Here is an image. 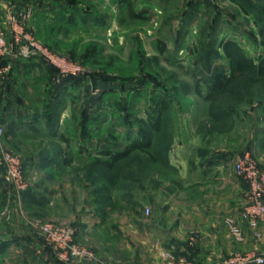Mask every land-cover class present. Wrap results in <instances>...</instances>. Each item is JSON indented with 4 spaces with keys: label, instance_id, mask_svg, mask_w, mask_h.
Wrapping results in <instances>:
<instances>
[{
    "label": "rangeland",
    "instance_id": "obj_1",
    "mask_svg": "<svg viewBox=\"0 0 264 264\" xmlns=\"http://www.w3.org/2000/svg\"><path fill=\"white\" fill-rule=\"evenodd\" d=\"M21 2L36 7L16 12L24 30L55 53L74 57L87 72L68 91L67 86L60 85L63 80L58 72L41 57L16 55L18 45L10 22L12 11L17 9L9 2L0 6V33L6 36L15 55L1 62L10 71L0 77V121L4 125L0 153L4 148L20 157L26 178L31 177L32 190L18 192L0 167V227L15 226L16 217L27 218L34 244L49 257L43 258L33 248L14 242L8 256L2 249L0 264H103L107 259L121 264L131 254L144 264L157 260L170 264L165 253L173 254V250L166 248L159 253L158 241L149 232L143 247L129 251L123 245L131 243L128 229L132 224L143 220L149 230L158 222L155 215L170 208L173 187L179 185L181 177L173 164L177 145L184 148L188 172L192 173L189 180L201 178L198 163L206 161L205 154L220 161L222 171L213 173L214 182L209 187L212 198L223 193L219 179H228L233 172L239 187L228 186L226 195L239 196L236 209L238 213L244 211L249 186L236 176L233 160L248 152L264 172V82L241 78L227 94L219 96L212 113L204 96L217 72L229 74L234 64L240 62L246 67L248 60L264 64V0ZM11 92L29 101L50 129L58 125L60 116H66L65 129L70 138H47L49 133L42 122L36 125V133L26 129L19 134L12 125H5L3 119L10 113L3 105ZM160 111L159 131H154L151 124ZM147 140H151L150 153L134 150L112 170L106 168L112 162L109 154ZM45 147L76 152L60 156L56 152V160L72 162L56 169L62 177L60 211L58 206L53 209L33 202L34 195L46 188L41 184ZM201 194L193 196L201 198ZM147 208L149 214L145 213ZM5 211L9 217L4 216ZM229 211L227 218H233L234 211ZM58 212L70 221L48 220ZM89 214L99 217L100 223H83ZM34 219L72 227L74 241L94 250L97 260H62L32 227ZM159 220L173 228V217ZM153 236L156 238V234ZM10 238L19 241L20 235ZM248 254L237 252L230 260L242 264L251 256Z\"/></svg>",
    "mask_w": 264,
    "mask_h": 264
},
{
    "label": "crops",
    "instance_id": "obj_2",
    "mask_svg": "<svg viewBox=\"0 0 264 264\" xmlns=\"http://www.w3.org/2000/svg\"><path fill=\"white\" fill-rule=\"evenodd\" d=\"M5 2H9L10 6L13 5V7L17 9L14 10L15 12L27 8H31L32 10L36 8L33 7L30 2L23 3L21 0H0V6H4ZM74 86L77 85H68V91ZM13 98L17 99L14 100ZM3 106L5 107L4 109L10 113V116L3 119V121L7 126L12 125L16 133L22 134L30 129L36 133V125L42 122L45 130L48 131L47 134L49 133L47 138L50 137V139H55L61 137V135H64V137H69L70 135V132L65 129L66 116H60L57 128L51 131L49 125H47L45 121H42L43 117L36 114L35 107L30 105L29 101L22 97L18 98L17 95L12 96V92L9 101H6ZM91 125L92 120L89 121L90 129L88 132L90 139L92 138ZM72 134L73 133H71V136ZM53 149L55 148L45 147L42 150L41 161L43 163L42 167L44 173L41 176V184L46 188L42 189L40 195H34L33 202L35 204H40L43 207L53 209L58 206L57 209L60 211L59 204L62 201L60 183L62 177L56 169L62 166H69L72 162L71 160H67L63 163L59 158V160H56V152L59 156L64 155L65 152L68 151L72 152L71 150H73V153L76 152L74 149H67L64 151H54ZM81 150L82 149H80V151ZM88 150L91 152V149L88 148ZM83 151L86 152L85 149ZM206 156L207 154L203 157V160L206 161H203L201 164L198 163V171L201 178L189 180L188 176L192 173L188 172L190 168H188L189 165H187L188 161H185L186 154L184 148L177 145L173 150V164L180 170L181 177L179 178V185L177 184L175 185V188L173 187V202H169L170 208L167 211L164 209L158 212V215H155L158 222H154L149 230H147L143 220L132 224L131 230L128 229L130 231L129 234H132V237L130 238L131 243L128 242L127 245H123L125 250L131 251L139 246L143 247L142 245H144L146 241V232H149L153 239L158 241L156 244H159V247L157 248L159 253L163 250L167 251L165 250L166 248H171L173 250V254L176 258L174 264H185L189 261L194 264H233L230 259L237 252L249 253L248 255H255V253L264 254V219L259 223V231L261 235L260 237H256L253 230L249 227L248 222L243 218V212H237L236 205L238 204L236 201L238 202L240 197L226 195L225 189H227L228 186L236 188L237 185V188L239 187L233 172L230 173L231 175L228 179L225 177L219 179V182H222L221 187H223V196L218 195L217 198L209 196L210 184L214 182L213 173H218L219 170L221 173L222 170L220 169V161L218 158ZM211 158H213V161L209 162V159ZM230 169L233 171L232 168ZM27 177L29 179L31 178L29 175ZM56 183L58 184V190H56ZM180 185L183 188H180ZM205 186L207 188H205ZM198 192L202 193L201 198L200 196H193ZM72 199L73 198H71V200ZM232 202L234 204L233 206L231 205ZM229 208H232L234 211L233 215H231L233 218L231 219L236 221L243 230V241L235 240L229 233V228L226 222L227 219L230 218H227V216L230 215ZM162 217H173V228H168L161 224L159 219ZM48 218V220L60 221L61 223H68L70 221L68 218H62L60 212L57 213V216ZM82 221L86 224H89L90 222L96 224L100 223L99 217H95L93 214H89ZM128 227H130V225H128ZM14 234L20 235V238H18L19 241L10 238L11 236H15ZM155 234L156 238L153 236ZM22 238L25 241H23ZM162 240H164V242H162ZM14 242H18V245L22 244V246L33 248V250L37 251L38 254H41L43 258L47 257V259H49L47 254L43 253L38 244H34L33 231H31V228L28 225L27 218L19 220V218L16 217L15 226L0 227V257H3V255H1L2 249L7 251L4 253L5 256L10 254V244ZM131 255H127L123 258L121 264H129L130 261L134 262V264H144L139 260L140 257L136 259L131 257ZM157 255L158 254L155 256ZM107 260L109 264H113V261L109 259ZM146 264H164V262L162 260H157ZM242 264L254 263L246 261Z\"/></svg>",
    "mask_w": 264,
    "mask_h": 264
},
{
    "label": "built area",
    "instance_id": "obj_3",
    "mask_svg": "<svg viewBox=\"0 0 264 264\" xmlns=\"http://www.w3.org/2000/svg\"><path fill=\"white\" fill-rule=\"evenodd\" d=\"M12 13L10 27L16 45H18L17 51L14 52L16 55L26 59L33 56L41 57L48 65L54 67L58 72V77L61 79L70 76L80 77L86 74L87 70L79 62L66 55L55 53L33 33H27L21 25V21L19 22L16 12L13 10ZM12 52L8 39L0 33V77L10 71V67L2 66L1 62L3 58L13 54ZM3 131L4 125L0 121V134ZM0 167L4 170L6 179L18 192L24 193L30 188L31 181L26 178L21 159L18 155L8 149L2 148ZM233 169L236 176L245 179L249 186V198L243 211V218L248 222L254 235L260 237L259 223L264 219V172L248 152L235 156ZM145 213L149 214L150 209L147 208ZM4 216L9 217L10 213L5 211ZM226 222L230 233L238 241H243L244 233L239 224L231 218L227 219ZM31 224L36 229L39 237L57 250L62 260H97V254L94 250L74 241L72 227L53 222H43L37 219L31 221ZM165 255L171 262L170 264L175 263L176 258L174 254L167 252ZM245 261L264 264V254L247 256ZM232 263L238 264V261H233ZM103 264L109 263L103 262Z\"/></svg>",
    "mask_w": 264,
    "mask_h": 264
},
{
    "label": "trees",
    "instance_id": "obj_4",
    "mask_svg": "<svg viewBox=\"0 0 264 264\" xmlns=\"http://www.w3.org/2000/svg\"><path fill=\"white\" fill-rule=\"evenodd\" d=\"M231 1L234 2L238 0H231ZM72 58L74 59V57ZM247 63L248 64L246 67H244L243 64H241L240 62L234 64L233 69L229 74L223 72H217L216 74H214L209 92L204 96V99L210 102L211 113L213 112V108H214L213 105L217 101L219 96L227 94L230 88L241 78H248L252 82L254 81L256 83L264 82V64L259 63L258 65H255L253 60H248ZM88 76L93 81L92 74L88 73ZM77 78L79 77L70 76V77L62 78L63 81L60 85L62 86H68L70 84L76 85L75 83L77 81L76 80ZM71 79H74L72 80L73 82L72 81L69 82V80ZM199 94H201L200 91ZM161 118H162V112L160 111L158 113V116L156 117L155 122L151 124L152 130L159 131V123L161 121ZM52 127L53 128L51 129L55 130L57 128V125H54ZM150 145H151V140H147L144 142H140L123 152H118L116 154H109V156L112 159V162H108L106 168L108 170H112L115 163L126 158L134 150H139L147 154L150 153V151L148 150L150 149ZM211 161H213V158L209 159V162ZM31 191L32 190L30 187L27 191H25V193Z\"/></svg>",
    "mask_w": 264,
    "mask_h": 264
}]
</instances>
